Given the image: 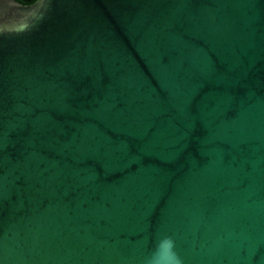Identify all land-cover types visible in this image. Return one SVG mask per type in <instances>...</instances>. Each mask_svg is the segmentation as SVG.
I'll return each mask as SVG.
<instances>
[{
    "label": "water",
    "instance_id": "obj_1",
    "mask_svg": "<svg viewBox=\"0 0 264 264\" xmlns=\"http://www.w3.org/2000/svg\"><path fill=\"white\" fill-rule=\"evenodd\" d=\"M264 264V0H0V264Z\"/></svg>",
    "mask_w": 264,
    "mask_h": 264
},
{
    "label": "clouds",
    "instance_id": "obj_2",
    "mask_svg": "<svg viewBox=\"0 0 264 264\" xmlns=\"http://www.w3.org/2000/svg\"><path fill=\"white\" fill-rule=\"evenodd\" d=\"M174 241L169 236L159 239L155 251L146 258L145 264H181L173 251Z\"/></svg>",
    "mask_w": 264,
    "mask_h": 264
},
{
    "label": "trees",
    "instance_id": "obj_3",
    "mask_svg": "<svg viewBox=\"0 0 264 264\" xmlns=\"http://www.w3.org/2000/svg\"><path fill=\"white\" fill-rule=\"evenodd\" d=\"M19 1L22 2V3H30V2H32L34 0H19Z\"/></svg>",
    "mask_w": 264,
    "mask_h": 264
}]
</instances>
